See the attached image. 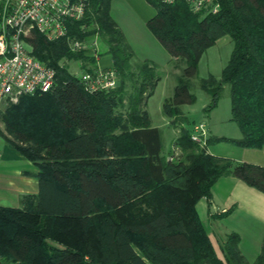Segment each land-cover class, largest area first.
<instances>
[{
	"label": "trees",
	"instance_id": "16d2710c",
	"mask_svg": "<svg viewBox=\"0 0 264 264\" xmlns=\"http://www.w3.org/2000/svg\"><path fill=\"white\" fill-rule=\"evenodd\" d=\"M155 6L147 27L181 73L162 112L181 124L167 158L162 132L151 126L147 100L161 75L150 59L136 60L110 14L111 0H91L85 18L68 24L55 40L33 29L27 37L37 59L55 69L47 92L21 95L0 119L11 145L39 168L38 193L20 207H0V258L6 264H225L217 257L199 219L196 203L211 197L212 185L235 176L264 192V166L235 162L207 151L213 142L242 148L264 144V0H218L217 12H193L181 0ZM86 23L87 30L81 25ZM97 35L99 55L110 58L113 88H86L59 61L97 59L74 52L68 37ZM228 35L230 57L219 77L200 79L216 107L229 85L231 116L240 138L210 137L200 146L189 137L181 106L194 102L190 79L202 54ZM125 217L116 214L138 208ZM236 233L223 244L228 264H264V239L254 262L238 249Z\"/></svg>",
	"mask_w": 264,
	"mask_h": 264
},
{
	"label": "rangeland",
	"instance_id": "374dc122",
	"mask_svg": "<svg viewBox=\"0 0 264 264\" xmlns=\"http://www.w3.org/2000/svg\"><path fill=\"white\" fill-rule=\"evenodd\" d=\"M110 14L123 32L136 60L150 59V61L156 65L157 70L161 75V79L158 82L153 95L148 98V110L152 124L161 129L162 143L166 154H168V149H172L173 155H179V146H173L171 144L172 140L180 135L181 124L171 123V119L169 121V117L163 114L162 105L165 98L172 96L176 85V78L181 73L180 70L185 64H181L180 67L175 69L170 60L171 57L169 53L147 27L146 22L155 14V6L151 2L148 0H111ZM84 45L86 48L84 50L82 49L84 53L83 55L91 56L92 47H94L93 41L90 40L85 42ZM98 47L100 49V42ZM232 47L233 43L230 40V37L226 35L217 39L215 44L202 54L198 62L197 73L190 79V92L195 97L194 102L181 106L183 114L189 121L188 125L184 126L191 129L194 123L204 122L211 130L208 138H214L217 136H225L228 138L241 137L237 124L230 120L231 107L229 85H224L216 107L208 111L205 110V108L210 101V96L200 87V79L207 78L210 74L217 77L220 76L222 68L230 57L229 55ZM74 52L79 51L75 50ZM97 61V64L99 65L97 67L102 68V63L109 62V56L104 54L100 57L98 52ZM59 64L67 68L72 75L78 77L82 76L87 69L92 67L91 62H89V59L87 58H85V60L83 58H63L59 61ZM105 69L111 70L109 68ZM114 78L116 85L117 79L116 77ZM8 105L9 103L4 106L0 113H3ZM0 123L3 124L1 119ZM215 143L216 142H213L209 146H215ZM216 147H219L222 151H226L227 148L230 150L234 149V146H231L226 142H219ZM216 147L210 148L211 150L216 151ZM170 155L171 154H168L167 158H171ZM140 207L141 209H144L145 204L141 203L140 206L138 205V208L129 206L125 211L118 212L116 216H119L121 219V217H125L128 212L132 214L134 211L137 212ZM2 263L6 264L3 260Z\"/></svg>",
	"mask_w": 264,
	"mask_h": 264
},
{
	"label": "built area",
	"instance_id": "2783aa9c",
	"mask_svg": "<svg viewBox=\"0 0 264 264\" xmlns=\"http://www.w3.org/2000/svg\"><path fill=\"white\" fill-rule=\"evenodd\" d=\"M160 4H172L177 0H155ZM193 12L202 14L217 12L218 0H181ZM91 8V0H4L0 31V112L8 103H15L21 95L47 92L55 84V69L37 59L31 53L27 40L33 29L46 38L55 40L64 37L68 24L85 18ZM83 30L88 26L84 22ZM73 51H82L85 42L93 41L92 55L98 59L99 40L97 35L84 40L67 38ZM115 73L97 68L93 73L85 71L80 76L86 88H113ZM189 137L200 146H205L209 130L204 122L194 123ZM0 264L2 260L0 259Z\"/></svg>",
	"mask_w": 264,
	"mask_h": 264
},
{
	"label": "crops",
	"instance_id": "0c3cea01",
	"mask_svg": "<svg viewBox=\"0 0 264 264\" xmlns=\"http://www.w3.org/2000/svg\"><path fill=\"white\" fill-rule=\"evenodd\" d=\"M3 3L4 0H0V31ZM102 64L110 66V58L108 63ZM150 121L151 126L158 127L152 124L151 116ZM208 130L210 134L209 127ZM2 133H5L4 125L0 123V207H20L25 195L35 196L38 193L35 174L39 168L21 155ZM218 143L208 145L207 151L235 162L247 161L264 166V144L259 148H242L230 143L234 149L222 151L216 147ZM210 147H216V151ZM196 210L217 257L223 263L228 264L223 244L232 233L239 237L238 249L247 262H254L264 239V192L233 175L223 176L212 185L211 197H202L196 203Z\"/></svg>",
	"mask_w": 264,
	"mask_h": 264
}]
</instances>
